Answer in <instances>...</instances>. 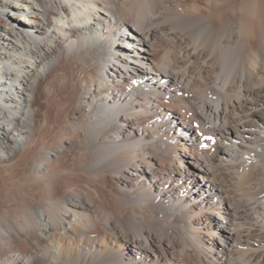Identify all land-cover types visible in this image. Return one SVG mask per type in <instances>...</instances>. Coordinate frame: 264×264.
<instances>
[{
    "label": "bare ground",
    "instance_id": "6f19581e",
    "mask_svg": "<svg viewBox=\"0 0 264 264\" xmlns=\"http://www.w3.org/2000/svg\"><path fill=\"white\" fill-rule=\"evenodd\" d=\"M0 264H264V0H0Z\"/></svg>",
    "mask_w": 264,
    "mask_h": 264
},
{
    "label": "rangeland",
    "instance_id": "374dc122",
    "mask_svg": "<svg viewBox=\"0 0 264 264\" xmlns=\"http://www.w3.org/2000/svg\"><path fill=\"white\" fill-rule=\"evenodd\" d=\"M56 95L50 97V102H51V104H50V112L51 113H53L54 111H57L61 107V92L57 93ZM194 124L195 123H193L194 129H197V127H195ZM197 179L196 180L198 181V183L202 184L201 182H199V176L197 177ZM12 192L13 191H9L8 194L10 195Z\"/></svg>",
    "mask_w": 264,
    "mask_h": 264
}]
</instances>
